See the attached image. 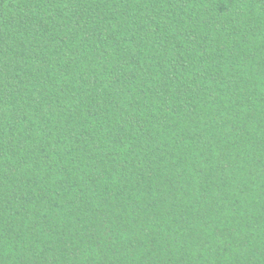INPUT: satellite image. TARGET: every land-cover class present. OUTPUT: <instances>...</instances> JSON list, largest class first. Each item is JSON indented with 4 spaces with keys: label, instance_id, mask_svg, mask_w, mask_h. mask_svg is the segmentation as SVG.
Instances as JSON below:
<instances>
[{
    "label": "trees",
    "instance_id": "1",
    "mask_svg": "<svg viewBox=\"0 0 264 264\" xmlns=\"http://www.w3.org/2000/svg\"><path fill=\"white\" fill-rule=\"evenodd\" d=\"M0 264H264V0H0Z\"/></svg>",
    "mask_w": 264,
    "mask_h": 264
}]
</instances>
